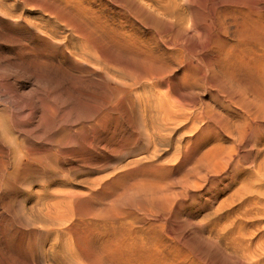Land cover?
<instances>
[{"label": "rangeland", "instance_id": "374dc122", "mask_svg": "<svg viewBox=\"0 0 264 264\" xmlns=\"http://www.w3.org/2000/svg\"><path fill=\"white\" fill-rule=\"evenodd\" d=\"M30 1L0 16V264H264V0Z\"/></svg>", "mask_w": 264, "mask_h": 264}, {"label": "bare ground", "instance_id": "6f19581e", "mask_svg": "<svg viewBox=\"0 0 264 264\" xmlns=\"http://www.w3.org/2000/svg\"><path fill=\"white\" fill-rule=\"evenodd\" d=\"M23 1H25V0H0V16H1V17H4V19H5V18H8V19H9L10 17L13 18L12 16H14V13H15V11H16V7L18 6V4H21V5H23V7H24L25 5H24L23 3L26 4V2H27V3H30V2H31L30 0H29L30 2H28V0H27L26 2H23ZM37 1H39V0H36V2H37ZM47 1H49V0H47ZM50 1H51V0H50ZM64 1H65V4H66L67 0H64ZM34 2H35V1H33V2H31V3H34ZM45 2H46V1H45ZM40 3H42V2L40 1ZM40 3L38 4L39 7H40V5H41ZM43 3H44V2H43ZM46 3L48 4V2H46ZM44 4H45V3H44ZM44 4H43V7L40 8V10L43 8V9H45V11L48 13L47 10L50 9V8H47V9L44 8V7H45ZM95 4H96V3H95ZM28 5H29V4H28ZM30 5H31V4H30ZM34 5H35V4H34ZM36 5H37V3H36ZM36 5H35V6H36ZM38 5H37L36 9H38ZM66 5H67V4H66ZM41 6H42V5H41ZM46 6H47V5H46ZM48 6H49V5H48ZM48 6H47V7H48ZM19 7H20V6H19ZM23 7H20L18 10H22ZM25 7H26V6H25ZM27 7H28V6H27ZM50 7H51V6H50ZM30 8H31V7H30ZM23 9H24V8H23ZM28 9H29V8H28ZM32 9L34 10L35 8H31V9H30V12H32V11H31ZM43 9H42V10H43ZM51 9H52V8H51ZM35 11H36V10H35ZM43 11H44V10H43ZM43 11H42V12H43ZM49 11H50V10H49ZM21 12H22V11H21ZM23 12H24V11H23ZM38 12L41 13V11H37V14H38ZM50 12H52V10H51ZM28 13H29V12H28ZM43 13H44V12H43ZM19 14H20V13H19ZM21 14H22V13H21ZM48 14H49V13H48ZM22 15H23V14H22ZM31 15H32V14H31ZM33 15H34V14H33ZM16 16H17V14H16ZM37 16H38V15H37ZM37 16H36V17H37ZM39 16H40V15H39ZM19 17H20V15H19ZM24 18H25V17H24ZM24 18H22V19H23V20H26V19H24ZM26 18H27V17H26ZM40 18H42V16H40ZM2 19H3V18H2ZM18 19H19V18H18ZM18 19H17V20H18ZM15 20H16V19H15ZM20 20H21V19H20ZM32 20H33V19H32ZM34 20H35V19H34ZM40 20H41V19H40ZM45 20H46V18H44V21H45ZM13 21H14V18H13ZM28 21H30V20L27 19V20H26V23H27ZM32 22L34 23V21H31V24H32ZM39 22H40V21H39ZM41 22H42V21H41ZM45 22H46V21H45ZM45 22H44V23H45ZM1 23H3V20H2ZM4 23L6 24V21H5ZM4 23H3V24H4ZM14 23H15V21H14ZM22 23H23V22H22ZM24 23H25V22H24ZM28 23H30V22H28ZM5 24H4V25H5ZM17 24H18V23H17ZM39 24H40V23H39ZM46 24H47V22H46ZM11 25H12V24H11ZM13 25H14V24H13ZM15 25H16V24H15ZM23 25H24V24H23ZM25 25H26V24H25ZM43 25H45V24H43ZM7 26H8V25H7ZM19 26H21V25H19ZM27 26L29 27V24H28ZM27 26H26V27H27ZM5 27H6V25H5ZM5 27H4V28H5ZM13 27H14V26H13ZM8 29H9V28H8ZM25 29H26V28H25ZM27 29H28V28H27ZM6 30H7V29H6ZM10 31H11V30H10ZM28 34H29V33H28ZM31 35H32V34H31ZM15 38H16V37H15ZM70 46H71V45H70ZM167 46H168V45H167ZM167 46H166V48H167V50H168L169 47H167ZM69 48H70V47H69ZM22 50L24 51V49H22ZM22 50H21V52H22ZM26 50H27V49H26ZM28 51H29V49H28ZM81 51H82V50H81ZM81 51H80V52H81ZM83 51H84V50H83ZM21 52H20V53H21ZM24 52H25V51H24ZM24 52H23V53H24ZM26 53H27V52H26ZM81 53H82V52H81ZM84 53H85V51H84ZM166 53H167V52H166ZM168 53H169V52H168ZM24 54H25V53H24ZM72 54H73V53H72ZM97 54H98V53H97ZM68 55H69V53H68ZM70 55H71V54H70ZM89 55H90V54H89ZM64 56H65V55H64ZM162 56H163V55H162ZM65 57H66V56H65ZM68 57H69V56H68ZM202 62H203V61H202ZM165 66H166V65H165ZM147 67H148V66H147ZM147 67H146V68H147ZM107 69H108V68H107ZM188 71H189V70H188ZM145 73H146V72H145ZM101 75H102V74H101ZM104 75H105V74H104ZM104 75H103V76H104ZM183 75H184V73H183ZM189 75H190V74H189ZM2 76H3V75H2ZM191 76H192V75H191ZM107 77H109V76H107ZM181 77H182V76H181ZM183 77H184V76H183ZM183 77H182V78H183ZM185 77H187V76L185 75ZM194 77H195V76H194ZM2 78H3V77H2ZM5 78H6V76L4 77V79H5ZM98 78H99V77H98ZM111 78H113V77H111ZM111 78H110V79H111ZM191 78H192V80L196 81L193 77H191ZM191 78H188V80L191 79ZM195 78H196V77H195ZM0 79H1V78H0ZM113 79H114V78H113ZM179 79H180V78H179ZM183 79H186V78H183ZM1 80L3 81V79H1ZM1 80H0V81H1ZM188 80H187V81H188ZM192 80H189V81L192 82ZM180 81H181V79H180ZM185 81H186V80H185ZM3 82H4V81H3ZM0 83H1V82H0ZM189 83H190V82H189ZM189 83L185 82L184 84H189ZM192 83H193V82H192ZM1 84H2V83H1ZM162 84H163V82H162ZM184 84H183V85H184ZM190 84H191V83H190ZM161 86H163V85H161ZM190 86H192V85H190ZM188 87H189V86H188ZM163 88H164V87H163ZM145 90H146V89H145ZM190 91H191V90H190ZM142 93H143V92H142ZM156 94H157V93H156ZM161 94H162V93H161ZM143 97H144V96H143ZM165 100H166V99H165ZM147 103H148V102H147ZM155 103H156V102H155ZM159 103H161V102H159ZM159 103H158V104H159ZM148 104H149V103H148ZM150 104H152V103L150 102ZM153 104H154V103H153ZM153 104H152V105H153ZM158 104H157V105H158ZM208 104H209V103H208ZM159 105H160V104H159ZM161 105H162V108L164 107L163 109L166 108L165 106H163L164 104H161ZM161 105H160L159 107H161ZM143 106H144V105H143ZM153 106H154V105H153ZM144 107H146V106H144ZM144 107H143V108H144ZM147 107H148V106H147ZM149 107H150V106H149ZM159 107H158V108H159ZM158 108H157V109H158ZM162 108H161V111H162L161 113L164 112V111L162 110ZM157 109H156V110H157ZM159 109H160V108H159ZM138 110H139V108H138ZM141 110H143V109L141 108ZM145 110H146V109H145ZM149 110H150V109H149ZM151 110H154V111L156 112V110L154 109V107H153V109L151 108ZM166 110H167V109H166ZM158 111H160V110H158ZM158 111H157V112H158ZM3 112H5V111H3ZM142 112H144V111H142ZM151 112H152V111H151ZM151 112H148V111H147V113H151ZM155 112H154V113H155ZM157 112H156V113H157ZM207 112H208L207 114H210V112H209L208 110H207ZM5 113H6V112H5ZM140 113H141V112H140ZM140 113H139V114H140ZM145 113H146V112H145ZM145 113L142 115V117L145 115ZM161 113H159V114L157 113V115L153 114V117H154V115H155V116H158V115H160ZM139 114H138V115H139ZM151 114H152V113H151ZM151 114H148V115H150V116L152 117ZM164 114H165V113H164ZM3 115H4V114H3ZM145 116H146V115H145ZM150 116H148V118H149ZM161 117H162V115H161ZM163 117H165V116H163ZM168 117H170V116H168ZM145 118H146V117H145ZM145 118H144V119H145ZM154 118H155V117H154ZM158 118H160V117H158ZM144 119H143V121H142V122H143L142 125H144V122H145ZM151 119H153V118H150V120H151ZM140 120H141V119H140ZM150 120L148 119L147 122H146V123H148L149 125H151V124H150ZM153 120H154V119H153ZM155 120L158 122L157 117H156ZM148 121H149V122H148ZM163 121H164V120H163ZM170 121H171V120H170ZM181 121H182V120H181ZM152 122H153V121H152ZM157 122H156V125H157ZM160 122H161V118H160ZM146 123H145V124H146ZM153 123H154V122H153ZM2 124H3V123H2ZM148 124H147V125H148ZM161 124H162V123H161ZM164 124H165V122H164ZM187 124H188V123H187ZM139 125H140V124H139ZM139 125H138V126H139ZM147 125H146V126H147ZM149 125H148V126H149ZM158 125H160V124H158ZM158 125H157V126H158ZM144 126H145V125H144ZM146 126H145V127H146ZM148 126H147V127H148ZM153 126H155V123H154ZM160 126H161V125H160ZM160 126H159V127H160ZM159 127H157L158 129H156V126H155V129L159 131V129L162 128V127H160V128H159ZM163 127H164V126H163ZM166 127H167V126H165V129H166ZM179 127H180V126H179ZM140 128H144V127L141 126ZM175 128L177 129L176 126H175ZM148 129L150 130L151 128L149 127ZM148 129H145V130H148ZM155 129H154V127H153L152 130H155ZM165 129H163L164 131H163L162 129H161L160 131H163V133H168V136H169V134H173V133H170V132H173V131H174V128H173V130L171 129L170 132H169V131L166 132ZM145 130H144V132H145ZM168 130H169V129H168ZM150 131H151V130H150ZM158 131H155V132H158ZM160 131L158 132V135H160V134H159ZM146 132H147V131H146ZM146 132H145V133H146ZM148 132H149V131H148ZM153 132H154V131H153ZM153 132L151 131V133H153ZM161 134H162V133H161ZM150 135H151V134H150ZM154 135H156V133H155ZM158 135H156V136H158ZM156 136H155V137H153V136H152V137H149V138H151V140H152L151 144H154V146L151 145L152 147H155L158 143H160L161 140L164 141L165 139H167V138H165V136H164V137H159V136L156 137ZM160 136H162V135H160ZM168 136H166V137H168ZM170 136H171V135H170ZM137 138H138V137H137ZM137 138H136V139H137ZM144 138H146V137H144ZM144 138H143V139H144ZM200 138H201V137H200ZM203 138H204V137H203ZM143 139H141V140L143 141ZM146 139H147V138H146ZM146 139H145V141H146ZM168 139H169V138H168ZM192 139H193V141L195 140L194 137H193ZM207 139H208V138H207ZM147 140H150V139H147ZM175 140H176V138H175ZM178 140H181L180 137H179ZM198 140H199V139H198ZM200 140H201V139H200ZM204 140H205V139H204ZM67 141H68V140H67ZM70 141H71V140H70ZM172 141H173V140H172ZM188 141H189V139H188ZM161 142H162V141H161ZM180 142H181V141H179V143H180ZM206 142H207V140H206ZM206 142H204V144H206ZM137 143H138V142H137ZM149 143H150V142H149ZM164 143H166V141H165ZM176 143H177V142H176ZM182 143H183V142H182ZM189 143H190V142H189ZM66 144H68V143H66ZM70 144H71V143H70ZM135 144H136V143H135ZM141 144H142V143H141ZM147 144H148V143H147ZM172 144H173V143H172ZM183 144H184V143H183ZM137 145H138V144H137ZM143 145H144V144H143ZM158 145H159V144H158ZM163 145H164V144H163ZM169 145H170V143H169ZM174 145H175V143H174ZM174 145H173V146H174ZM180 145H182V144H180ZM187 145H189V144H187ZM187 145H184V148H186ZM191 145H192V144H190L189 146H191ZM199 145H201V144H199ZM97 146H98V145H97ZM139 146H140V143H139ZM146 146H147V145H146ZM146 146H145L144 148H146ZM148 146H149V144H148ZM151 146H150V147H151ZM171 146H172V145H171ZM173 146H172V147H173ZM177 146H178V145H177ZM177 146L175 145V146L173 147V149H175V151L178 153V151H179L180 149L177 151V150H176ZM193 146H194V145H192L191 147H193ZM195 146H196V145H195ZM150 147H149V148H150ZM165 147H166V146H165ZM169 147H170V146H169ZM178 147H179V146H178ZM200 147H201V146H200ZM141 148H143V147H141ZM149 148H148V150H149ZM155 148H158V147H155ZM159 148H161V147H159ZM167 148H168V147H167ZM187 148H188V147H187ZM193 148H195V147H193ZM196 148H199V147L197 146ZM202 148H203V147H202ZM146 149H147V148H146ZM163 149L165 150V148H163ZM170 149H171V148H170ZM173 149H172V150H173ZM182 149H183V147H182ZM148 150H147V151H148ZM160 150H162V149H159V151H160ZM168 150H169V149H168ZM168 150H165V151H168ZM143 151H144V152H147V151H145V149H144ZM156 151H157V150H156ZM156 151H155V152H156ZM159 151H158V152H159ZM162 151H163V150H162ZM165 151H164V152H165ZM192 151H193V150H192ZM192 151H191V153H192ZM194 151H195L194 154H196V153H197L196 150H194ZM198 151H199V150H198ZM138 152H139V151H138ZM144 152H143V153H144ZM151 152H153V151L151 150ZM173 152H174V151H172V153H173ZM179 152H180V151H179ZM206 152H207V151H206ZM206 152H205V153H206ZM140 153H141V152H140ZM143 153H142V154H143ZM147 153H148V152H147ZM156 153H157V152H156ZM159 153L162 154V152H159ZM159 153H158V154H159ZM165 153H167V152H165ZM177 153H176V155H177ZM184 153H185V152H184ZM184 153H183V154H184ZM191 153H190V155H191ZM205 153H204V156H206ZM209 153H210V151H209ZM149 154H151L152 156L154 155L153 153H150V152H149ZM149 154H148V155H149ZM158 154H157V155H158ZM161 154H160V155H161ZM170 154H171V153H170ZM174 154H175V153H174ZM178 154H179V153H178ZM180 154H182V153L180 152ZM180 154H179V155H180ZM206 154H207V153H206ZM140 155H141V154H140ZM145 155H146V154H145ZM148 155H147V156H148ZM151 155H150V156H151ZM157 155H156V156H157ZM162 155H163V154H162ZM162 155H161V156H162ZM165 155H166V154H165ZM168 155H169V153H168ZM172 155H173V154H171V157H172ZM176 155H175V156H176ZM179 155L177 156L178 158H179ZM188 155H189V154H188ZM188 155H187V156H188ZM196 155H198V153H197ZM141 156H142V155H141ZM150 156H149V157H150ZM154 156H155V155H154ZM175 156H174V157H175ZM182 156H183V159H184V158H185V159L187 158V157H185L186 155H185V156L182 155ZM191 156H192V155H191ZM193 156H194V155H193ZM204 156H203V157H204ZM143 157H145V156H142L140 159H142V160L144 161ZM149 157H148V158H149ZM158 157H159V156H158ZM158 157H157V158H158ZM174 157H172V158H174ZM177 157H176V159H177ZM189 157H190V156H188V159H189ZM194 157H195V156H194ZM148 158H147V159H148ZM154 158H156V157H154ZM154 158H152V159H154ZM157 158H156V159H157ZM161 158H162V157H161ZM191 158H193V157H191ZM138 159H139V157H138ZM138 159H136V160L138 161ZM164 159H165V158H164ZM167 159H168V160H167ZM183 159H182L181 162H184ZM149 160H150V158H149ZM179 160H180V158H179ZM190 160H191V159H189V161H190ZM193 160H194V159H193ZM139 161H140V160H139ZM139 161H138V162H139ZM156 161H157V160H156ZM158 161H159V160H158ZM176 161H178V160H175V162H176ZM187 161H188V160H187ZM194 161H195V160H194ZM133 162H134V161H133ZM135 162H136V161H135ZM146 162H147V161H146ZM149 162H150V161H148V163H149ZM162 162H163V164H165V165H166L167 162L170 163V164L172 165V163L169 162V157L166 158V161L163 160ZM162 162H161V163H162ZM164 162H165V163H164ZM185 162H186V161H185ZM144 163H145V162H144ZM151 163H152V162H151ZM161 163H160V164H161ZM168 163H167V164H168ZM178 163H180V162H178ZM192 163H193V161H192ZM136 164H137V162H136ZM142 164H143V163H142ZM155 164H156V162H155ZM155 164L153 163L152 166H154ZM160 164H159L158 166H160ZM170 164H169V165H170ZM176 164H177V163H176ZM180 164H181V163H180ZM180 164H179V165H180ZM186 164H187V162H186ZM130 165L132 166L131 161H130ZM130 165H129V166H130ZM133 165H135V163H134ZM150 165H151V164H148V165L146 164V165H144V167H145V166H148V167H149ZM161 165H162V164H161ZM169 165H168V166H169ZM135 166H136V165H135ZM135 166H132V167L135 168ZM139 166H140V165H139ZM184 166H185V163H184ZM144 167H143V168H144ZM148 167H147V168L145 167L146 169H144V170H142V171H143V172H144L145 170H146V171H147V170H148V171H149V170L151 171V169H149L151 166H150L149 168H148ZM156 167H157V166H156ZM174 167H175V166H174ZM177 167H179V166L177 165ZM185 167H186V166H185ZM134 168H132V169H134ZM180 168H181V167H180ZM130 169H131V167H130ZM136 169H137V168H135L134 170H136ZM139 169H141V168L139 167ZM153 169H154V168H153ZM167 169H168V168H167ZM167 169H166V170H167ZM178 170H179V169H178ZM136 171H137V170H136ZM122 172H123V174H124V171H122ZM127 172H129V171H127ZM127 172H126V173H127ZM131 172H133V171H130V173H131ZM140 172H141V171H140ZM151 172H154V171L152 170ZM155 172H157V170H156ZM155 172H154V173H155ZM168 172H169V171H168ZM168 172H166V173H168ZM198 172H199V171H198ZM126 173H125V174H126ZM152 174H153V173H152ZM161 174L163 175V173H161ZM168 174H169V173H168ZM127 175H128V174H127ZM131 175H132V174H131ZM159 175H160V174H159ZM116 176H117V175H116ZM119 176H120V174H119ZM129 176H130V175H129ZM132 176H133V175H132ZM155 176H156V175H155ZM155 176H153L152 179H153ZM165 176H166V175H165ZM165 176H164V179L167 181L168 179H167ZM136 177H137V176H136ZM136 177L134 178V180L136 179ZM115 178H116V177H114V179H115ZM128 178H129V177H128ZM139 178H140V177H139ZM146 178H147V177H146ZM149 178H150V177H149ZM149 178H148V179H149ZM159 178H160V177H159ZM162 178H163V177H162ZM1 179H2V178H1ZM140 179H141V178H140ZM140 179H139V180H140ZM143 179H144V177H143ZM187 179H188V178H187ZM115 180H116V179H115ZM121 180H122V179H121ZM121 180L119 179V182H120ZM126 180H128V181L131 180V181H132V179H130V178H129V179H126ZM137 180H138V179H137ZM139 180H138V181H139ZM149 180H151V178H150ZM155 180H158L157 177H155ZM155 180H154V181L151 180L150 182L153 181L152 183L155 184ZM159 180H162V179H159ZM165 180H164V181H165ZM209 180H210V179H209ZM117 181H118V180H117ZM117 181L114 183L116 186H117V184H116ZM123 181H124V183L126 182L125 180H123ZM138 181H135V185H136V182H137L136 187H139V184H138V183H140V182H138ZM145 181H146V179H145ZM162 181H163V180H162ZM164 181H163V182H164ZM166 181H165V182H166ZM188 181L190 182V180H187V182H188ZM191 181H193V180H191ZM158 182H159V181H158ZM163 182H162V183H163ZM168 182H169V181H168ZM108 183H110V182H108ZM124 183L122 182L121 184H124ZM141 183H142V181H141ZM145 183H146V182L143 181L142 184H145ZM147 183H149V181H147ZM152 183H150V184H152ZM162 183L159 182V184H162ZM182 183H183V182H182ZM190 183H191V182H190ZM192 183H194V181H193ZM192 183H191V184H192ZM104 184H105V183H104ZM111 184H112V182H111ZM125 184H126V183H125ZM132 184H134V181H132ZM132 184H130V185L132 186ZM142 184H141V185H142ZM156 184H157V182H156ZM156 184L153 185V186L156 187V186H157ZM159 184H158V186H159ZM168 184H169V183H168ZM173 184H174V183H173ZM194 184H195V183H194ZM44 185H45V184H44ZM100 185H101V184H100ZM115 185H114V186H115ZM130 185H129V187H130ZM135 185L132 186V188L130 187V189H132L133 192H134V190L136 189ZM141 185H140V186H141ZM148 185H149V184H148ZM162 185H163V184H162ZM162 185H161V186H162ZM174 185H175V184H174ZM195 185H197V184H195ZM195 185H194V186H195ZM103 186H104V185H103ZM107 186H108V184H107ZM110 186H111L112 189H113L114 186H112V185H110ZM121 186H122V185H121ZM149 186H150V185H149ZM149 186H148V188H150ZM151 186H152V185H151ZM101 187H102V186H101ZM108 187H109V186H108ZM108 187H107V188H108ZM111 187H110V188H111ZM124 187H125V190H127V188H128L127 185H126V186L124 185ZM126 187H127V188H126ZM133 187H135V189H133ZM162 187H163V186H162ZM162 187H161V188H162ZM105 188H106V187H104V189H105ZM144 188H146V187H144ZM158 188H159V187H158ZM102 189H103V188H102ZM114 189H115V188H114ZM116 189H117V188H116ZM122 189L124 190L123 187H122ZM137 189H138V188H137ZM152 189H153V187H152ZM95 190H96V189H95ZM95 190H94V192H95ZM125 190H124V191H125ZM138 190L141 191V192H144V191H145V190L142 189V188H139ZM173 190H174V189H173ZM98 191H99V190H98ZM106 191H107V190H106ZM111 191H112V190H111ZM113 191H114V190H113ZM115 191H119V190H115ZM136 191H137V190H136ZM121 192H122V191H121ZM127 192H128V190H127ZM127 192H126V194H127ZM97 193H98V192H97ZM101 193H103V191H102ZM101 193H100V194H101ZM106 193H108V192H106ZM129 193H130V192H129ZM129 193H128V195H129ZM144 193H145V192H144ZM62 194H63V193H62ZM65 194H66V193H65ZM103 194H104V193H103ZM103 194H102V195H103ZM109 194H110V192H109ZM109 194H108V195H109ZM116 194H118V192H116ZM116 194H115V195H116ZM68 195H69V194H68ZM68 195H67V196H68ZM108 195H105V196L107 197ZM112 195H113V194H112ZM119 195H120V194H119ZM128 195H125V196L129 198L130 196H128ZM132 195H133V194H132ZM138 195H139V194H138ZM62 196H63V195H61V197H60V196H59V197L62 198V199L64 200V198H66V196H65L64 198H63ZM103 196H104V195H103ZM103 196H102V197H103ZM105 196L103 197V199L105 198ZM117 196H118V195H117ZM134 196H136V195L134 194ZM134 196H132V197H134ZM89 197H90V196H89ZM102 197H100V198H102ZM109 197H110V196H109ZM114 197H115V196H114ZM141 197H142V196H140V198H141ZM143 197H145V196L143 195ZM60 198H59V199H60ZM112 198H113V197H112ZM128 198H125V200H126V199L128 200ZM145 198H146V197H145ZM59 199H57V200H59ZM62 199H60V200H61L60 202H62ZM105 199H106V198H105ZM107 199H108V197H107ZM109 199H110V198H109ZM57 200H56V201H57ZM87 200H88V199H87ZM93 200H94V199H93ZM114 200H115V198H114ZM133 200H134V199H133ZM139 200H140V199H139ZM44 201H47V200L44 199ZM64 201H66V200H64ZM67 201L69 202V200H67ZM67 201H66V202H67ZM96 201H97V200H96ZM101 201H103V200L101 199ZM108 201L110 202V200H108ZM122 201H124V200H122ZM135 201H136V199H135ZM135 201H131V202H135ZM141 201H142V199H141ZM42 202H43V201H42ZM48 202H49V199H48ZM50 202H52V199H51ZM50 202H49V203H50ZM54 202H55V201H54ZM66 202H65V203L63 202L64 205L68 203V202H67V203H66ZM103 202H104V201H103ZM103 202H102V203H103ZM109 202H108V203H109ZM111 202H112V201H111ZM136 202H137V201H136ZM143 202L145 203V199H144ZM44 203H45V202H44ZM44 203H42V204H44ZM52 203H53V202H52ZM52 203H51V204H52ZM56 203H59V201L56 202ZM56 203H53V204H54V206L56 207L55 209L57 210L60 206L57 208ZM116 203H117V202H116ZM45 204H46V203H45ZM47 204H48V203H47ZM93 204H94V203H93ZM98 204H99V202L97 203V205H98ZM137 204H139V202H138ZM137 204H136V206H137ZM153 204H154V203H153ZM48 205H49V206H52V205H50V204H48ZM59 205H60V204H59ZM61 205H62V204H61ZM64 205H63V206H64ZM100 205H101V204H100ZM110 205H111V204H110ZM154 205H155V204H154ZM45 206H46V205H45ZM88 206H89V205H88ZM94 206H95V205H94ZM105 206H107V202H106ZM105 206H103V210H105V209H104ZM136 206H135V209H134V210L137 211V208H138V207L136 208ZM46 207H47V206H46ZM89 207H90V206H89ZM89 207H88V208H89ZM96 207H97V206H96ZM96 207H95V208H96ZM99 207H100V206H99ZM120 207H121V206H120ZM133 207H134V206H133ZM142 207H143V206H142ZM154 207H155V206H154ZM163 207H164V206H163ZM35 208H36V207H35ZM40 208H41V207H40ZM40 208H39V209H40ZM44 208H45V207H44ZM52 208H54V207H52ZM101 208H102V207H101ZM109 208H110V207H109ZM145 208H146V207H145ZM39 209H38V210H39ZM55 209H54V210H55ZM97 209H98V208H96V210L92 209V211H93V210H94V211H97ZM106 209H107V208H106ZM125 209H126V208H125ZM41 210H42V209H41ZM49 210H50V208H49ZM49 210H48V213H49ZM90 210H91V209H90ZM90 210H89L88 212H90ZM115 210H116V209H115ZM126 210H127V209H126ZM129 210H131V209H129ZM150 210H151V209H150ZM150 210H149V211H150ZM44 211L46 212L45 209H44ZM44 211H43V212H44ZM51 211H53V209H52ZM58 211H60V209H59ZM58 211H57V212H58ZM99 211H100V209H99ZM107 211H108V209H107ZM107 211H106V212H107ZM162 211H163V210H162ZM38 212H39V211H38ZM53 212H54V211H53ZM129 212H131V211H129ZM132 212H133V211H132ZM144 212H146V211H144ZM144 212H143V213H144ZM150 212H151V211H150ZM40 213H42V212H40ZM48 213H47V214H48ZM50 213H51V212H50ZM50 213H49V214H50ZM55 213H56V212H55ZM55 213H54V217H55V215H57V214H55ZM120 213H121V212H120ZM134 213H136V212H134ZM147 213H148V210H147ZM147 213H146V214H147ZM152 213H153V212H152ZM152 213H151V214H152ZM45 214H46V213H45ZM45 214H44V215H45ZM49 214H48V215H45V216L47 217V216H49ZM58 214H59V212H58ZM90 214H91V213H90ZM113 214H114V212H113ZM132 214H133V213H132ZM29 215H30V214H29ZM42 215H43V213H42ZM42 215H40V216L43 217L44 215H43V216H42ZM52 215H53V214H52ZM61 215H62V214H61ZM119 215H120V214H119ZM123 215H124V214H123ZM123 215H122V216H123ZM133 215H134V214H133ZM139 215H140V214H139ZM147 215H149V213H148ZM147 215H146V217H148ZM50 216H51V215H50ZM109 216H110V215H109ZM114 216H115V215H114ZM117 216H118V215H117ZM137 216H138V214H137ZM153 216H154V214H153ZM38 217H39V216H38ZM46 217H45V218H46ZM104 217H105V215H104ZM143 217H145V215H144ZM146 217H145V219H146ZM157 217H158V216H157ZM49 218H50V217H49ZM56 218H57V217H56ZM128 218H130V217H128ZM131 218H132V217H131ZM131 218H130V219H131ZM135 218H136V217H134V219H135ZM137 218H138V217H137ZM137 218H136L135 220H137ZM141 218H142V217H141ZM38 219H40V218H38ZM47 219H48V218H47ZM139 219H140V218H139ZM58 220H59V219H58ZM58 220H57V221H58ZM118 220H121V219H118ZM123 220H124V219H123ZM131 220H133V218H132ZM140 220L142 221V219H140ZM55 221H56V220H55ZM41 222H42V221H41V219H40V222H39V223H41ZM113 222H114V221H113ZM121 222H123V221H121ZM148 222H149V221H148ZM58 223H59V221H58ZM60 223H62V222H60ZM125 223H126V222H125ZM37 224H38V223H37ZM110 224H111V223H110ZM121 224H122V223H121ZM57 225H58V224H57ZM110 226H111V225H110ZM111 228H114V227H111ZM110 234H111V233H110ZM44 240H45V239H44ZM46 241H47V240H46ZM42 243H43V242H42ZM101 249H102V248H101ZM95 254H96V253H95ZM83 264H84V263H83Z\"/></svg>", "mask_w": 264, "mask_h": 264}]
</instances>
